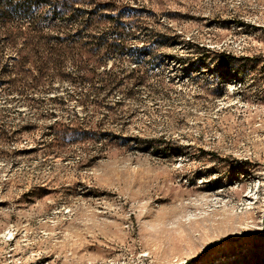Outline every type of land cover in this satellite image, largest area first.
<instances>
[{"label": "rangeland", "instance_id": "374dc122", "mask_svg": "<svg viewBox=\"0 0 264 264\" xmlns=\"http://www.w3.org/2000/svg\"><path fill=\"white\" fill-rule=\"evenodd\" d=\"M95 1L124 50L64 47L116 92L0 87V264H264V0Z\"/></svg>", "mask_w": 264, "mask_h": 264}, {"label": "trees", "instance_id": "16d2710c", "mask_svg": "<svg viewBox=\"0 0 264 264\" xmlns=\"http://www.w3.org/2000/svg\"><path fill=\"white\" fill-rule=\"evenodd\" d=\"M85 1L0 0V55L7 54V57L0 56V87L6 84L14 98L34 102L55 101L58 98L47 99L42 94L52 90L45 87L47 79L52 80L57 76L69 80L71 77L79 84L88 82L91 87L77 94L85 98H79L85 103L92 102L91 97L116 92L122 83L114 73L108 71L107 78L99 77L97 70L104 66L101 60H97L100 52L94 53L96 51L92 48L87 50L78 46L71 49L64 47L66 43L81 42L85 37L105 45L103 50L106 54H117L124 50V44L117 38L122 14L116 4ZM112 34L114 37L108 38ZM73 51L85 52L87 58L83 62H76L69 73L65 70L64 57ZM126 89L125 94L129 95L130 88ZM73 125L71 119L69 129ZM77 129L80 133H88L87 128Z\"/></svg>", "mask_w": 264, "mask_h": 264}]
</instances>
